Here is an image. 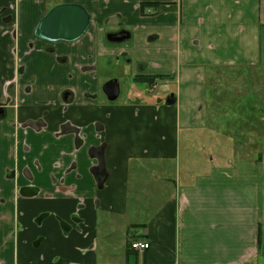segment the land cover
Wrapping results in <instances>:
<instances>
[{"label": "crops", "instance_id": "0c3cea01", "mask_svg": "<svg viewBox=\"0 0 264 264\" xmlns=\"http://www.w3.org/2000/svg\"><path fill=\"white\" fill-rule=\"evenodd\" d=\"M60 4L91 15L75 42L36 35ZM263 34L264 0H0V264H264Z\"/></svg>", "mask_w": 264, "mask_h": 264}, {"label": "water", "instance_id": "95a60500", "mask_svg": "<svg viewBox=\"0 0 264 264\" xmlns=\"http://www.w3.org/2000/svg\"><path fill=\"white\" fill-rule=\"evenodd\" d=\"M91 22V16L88 11L78 4H63L52 8L40 21L36 35L41 38L58 41H75L79 39L88 29ZM128 35V36H127ZM111 42H124L131 38L127 31L111 33L108 35ZM103 91L110 102H114L120 95V85L117 80H111L103 85ZM105 146L93 148L91 157L98 160V165L92 170V173L98 180L99 188L102 187L106 178L105 167Z\"/></svg>", "mask_w": 264, "mask_h": 264}, {"label": "rangeland", "instance_id": "374dc122", "mask_svg": "<svg viewBox=\"0 0 264 264\" xmlns=\"http://www.w3.org/2000/svg\"><path fill=\"white\" fill-rule=\"evenodd\" d=\"M127 44H129L128 42H124L121 44H109L110 46H115V47H125L127 46ZM262 53H263V62H264V34H263V39H262ZM100 64L102 66V72L100 74V79H107L105 80L104 84L108 81L111 80H118L120 87H121V95L120 98L118 100H120L119 102H122L125 97L127 96V91L130 88L129 86V79H130V75L128 74V72L126 71L128 69V71H132L131 66H129L126 62V59L122 58V61L119 62L116 57L115 58H111L110 61L106 60V59H102ZM164 90L163 87L160 88L159 91H157L154 95L159 94V92H161L162 90ZM257 91V90H256ZM259 91V90H258ZM147 92L149 93V91L147 90ZM255 92V91H254ZM144 96V94H142ZM154 97V96H153ZM106 95L104 94V91L102 90V94H101V100L105 103H108L106 101ZM147 99L149 98V96L146 97ZM243 99V97H242ZM224 104V103H223ZM221 104L220 108L221 111L223 112L222 114V121L220 122V127L219 130L223 129V125L225 124L224 122V117L227 115L226 111L224 110L225 106L227 105V103L225 105ZM219 108V109H220ZM216 111L215 108L213 109V112ZM227 111H230L227 110ZM238 116V115H237ZM235 117V116H234ZM234 118L231 117V119L229 118L228 121H233ZM244 125H242V129L244 130ZM226 140V139H224ZM223 141V140H222ZM242 141H244V139H242ZM241 154V153H240ZM235 156H240V155H235Z\"/></svg>", "mask_w": 264, "mask_h": 264}, {"label": "flooded vegetation", "instance_id": "af4514ba", "mask_svg": "<svg viewBox=\"0 0 264 264\" xmlns=\"http://www.w3.org/2000/svg\"><path fill=\"white\" fill-rule=\"evenodd\" d=\"M60 5H63V4H60ZM58 6V5H57ZM54 8V7H53ZM11 9H15V5L14 4H12V6H11ZM86 9V8H85ZM89 13V12H88ZM90 14V13H89ZM91 16V15H90ZM91 23V22H90ZM90 26V25H89ZM89 28V27H88ZM88 30V29H87ZM87 32V31H86ZM85 32V33H86ZM84 33V34H85ZM83 34V35H84ZM82 35V36H83ZM38 36V35H37ZM81 36V37H82ZM128 36V35H127ZM39 37V36H38ZM80 37V38H81ZM41 38V37H40ZM79 38V39H80ZM42 39H44V38H42ZM45 40H47V39H45ZM78 40V39H77ZM128 40H130V39H127V40H125L124 42H126V41H128ZM47 41H50V42H57V41H51V40H47ZM58 41H65V40H58ZM76 41V40H75ZM75 41H67V42H75ZM107 42H108V44H120V43H118V42H111L110 41V39L108 38V36H107ZM124 42H121V43H124ZM23 69V66L20 64V62L18 61L17 62V72H18V74H20L21 73V70ZM141 77H135L134 79L135 80H137V81H142V80H139ZM118 81V80H117ZM158 81V80H157ZM142 82H144V81H142ZM119 83V82H118ZM144 83H146V85H147V90L150 92V91H154V89H155V86H156V83L155 84H149V83H147V82H144ZM120 85V84H119ZM103 89V88H102ZM120 90H121V87H120ZM105 94V93H104ZM120 96V95H119ZM107 97V96H106ZM108 99V98H107ZM15 108H18L19 107V104L17 103L15 106H14ZM5 115V108L3 107V106H1L0 105V118L1 117H3ZM32 123H36V122H29V124H27L28 126H32Z\"/></svg>", "mask_w": 264, "mask_h": 264}, {"label": "built area", "instance_id": "2783aa9c", "mask_svg": "<svg viewBox=\"0 0 264 264\" xmlns=\"http://www.w3.org/2000/svg\"><path fill=\"white\" fill-rule=\"evenodd\" d=\"M133 250L144 252L149 249L150 244L145 242L136 241L131 244Z\"/></svg>", "mask_w": 264, "mask_h": 264}, {"label": "trees", "instance_id": "16d2710c", "mask_svg": "<svg viewBox=\"0 0 264 264\" xmlns=\"http://www.w3.org/2000/svg\"><path fill=\"white\" fill-rule=\"evenodd\" d=\"M146 6H147V4H143L142 8H145ZM163 78H164V76H157V77L144 76V77H141L139 80H142V81L147 82V83L152 85V84H155L157 82V80H162ZM130 247H131V245H130Z\"/></svg>", "mask_w": 264, "mask_h": 264}]
</instances>
